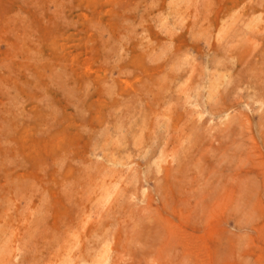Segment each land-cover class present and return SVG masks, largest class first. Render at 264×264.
Wrapping results in <instances>:
<instances>
[{
	"label": "rangeland",
	"instance_id": "rangeland-1",
	"mask_svg": "<svg viewBox=\"0 0 264 264\" xmlns=\"http://www.w3.org/2000/svg\"><path fill=\"white\" fill-rule=\"evenodd\" d=\"M0 264H264V0H0Z\"/></svg>",
	"mask_w": 264,
	"mask_h": 264
}]
</instances>
